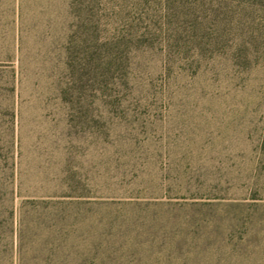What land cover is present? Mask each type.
Segmentation results:
<instances>
[{"label":"rangeland","instance_id":"obj_1","mask_svg":"<svg viewBox=\"0 0 264 264\" xmlns=\"http://www.w3.org/2000/svg\"><path fill=\"white\" fill-rule=\"evenodd\" d=\"M0 264H264V1L0 0Z\"/></svg>","mask_w":264,"mask_h":264},{"label":"trees","instance_id":"obj_2","mask_svg":"<svg viewBox=\"0 0 264 264\" xmlns=\"http://www.w3.org/2000/svg\"><path fill=\"white\" fill-rule=\"evenodd\" d=\"M259 1H264V0H259ZM60 94H61V98L66 99L68 96H70V98L75 97V99H77L80 94L81 91L80 89H75V88H64L60 90Z\"/></svg>","mask_w":264,"mask_h":264}]
</instances>
